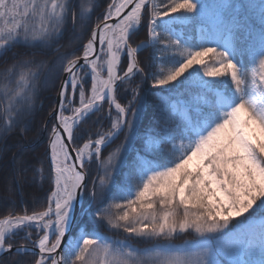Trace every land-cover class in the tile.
I'll return each mask as SVG.
<instances>
[{"label":"snow or ice","instance_id":"snow-or-ice-1","mask_svg":"<svg viewBox=\"0 0 264 264\" xmlns=\"http://www.w3.org/2000/svg\"><path fill=\"white\" fill-rule=\"evenodd\" d=\"M97 6L82 0L77 14L73 0H0V56L21 46L44 55L70 16L69 47L79 43L75 34L87 28ZM256 7L222 2L209 13L200 0H110L79 55H59L51 64L36 52L14 57L0 71V140L17 127L27 131L45 70V80L63 79L49 114L46 203L0 218V258H16L14 264H264V0L258 23L248 11ZM184 24L198 30L197 43L177 31ZM142 25L146 39L133 45ZM144 49L159 64L150 76L138 62ZM137 76L141 83L133 87ZM148 79L153 89L195 85V107L161 95L149 114L148 97L155 94L141 90ZM122 86L130 93L126 103L117 97ZM104 102L110 127L70 148ZM121 135L102 159V148ZM12 159L7 196L27 183L21 159ZM93 160L99 168L89 188L86 168ZM120 167L127 168L122 187L113 180ZM102 227L126 235L112 240L100 234ZM185 234L195 238L173 243Z\"/></svg>","mask_w":264,"mask_h":264},{"label":"trees","instance_id":"trees-1","mask_svg":"<svg viewBox=\"0 0 264 264\" xmlns=\"http://www.w3.org/2000/svg\"><path fill=\"white\" fill-rule=\"evenodd\" d=\"M82 0H73V4L75 5V11L77 14L80 11L79 5ZM83 2H87V0H83ZM110 0H94V3L98 5L94 8L91 14V20L88 23L87 28L83 31V33L77 32L75 35L81 36V41L79 43L74 44L69 47V41L74 39L73 34L71 32V16L69 17L67 28L64 31L63 36L53 45L52 49L47 50L44 55H39L41 52L40 49H27L24 47H17L12 49L7 55L0 56V71L7 64H11L13 62L14 57H19L24 54H30L32 52H36L37 59H44L51 62L55 61L59 55H70L75 52L77 55L82 51V44L86 42L88 37L90 36L91 28L98 21V17H102L107 4ZM161 2V1H160ZM163 2H167L163 1ZM211 3L212 7L208 9L209 13L214 10V5L212 0H201V3ZM241 4L245 5H255L257 6L255 10L249 8V14L253 19L258 21V3H250L249 0H241ZM147 19V17H146ZM146 39V26L142 25L138 35L133 40V45L139 44L141 41ZM59 48V52L56 49ZM139 64L148 70V75L150 76L152 72L155 71V65L152 61V57L150 56V50L144 49L138 55ZM127 60L124 57L123 62L121 64V70L123 71L126 68ZM41 74L40 80L37 82V91L34 99V110L33 113L28 116L25 120L27 123V131L21 133L20 127H17L15 131H13L6 140H0V218L7 215L9 212L14 214H21L25 210L29 213L32 212L33 209H39L42 203H46L47 194L51 188V172L50 166L47 160V141L48 135L50 131V127L52 125V121L48 124L44 136H43V125L48 117V115L52 112L55 106V96L58 91V87L62 78V74L58 76H53L45 80V74ZM141 83V78L137 76L134 79L132 86L135 84ZM90 86V82H89ZM145 88H150L149 93H154L155 95H150L148 97L147 110L149 114L153 111V104L156 102L157 98L161 95L166 97H170L173 100V95L175 93V89L171 92L163 89H153L151 88V80L141 84V90ZM194 94L199 92L197 87L188 88ZM130 93L120 91L117 94L118 99L122 103L127 102V98ZM198 95V94H196ZM77 96V94H76ZM76 99V98H75ZM114 115V113L112 112ZM146 122V121H145ZM110 127V121L108 119V112L102 109L100 113L91 116V118L87 121V123L80 125V131L75 135V139L72 147L80 146L85 139L88 138V135L91 134L94 139L97 136V133L106 131ZM124 139L123 135H121L117 142L116 146L121 143ZM18 144H23L25 146L23 152L21 149L17 147ZM111 145V144H110ZM109 146L105 147L102 152L101 158L103 159L109 153ZM19 157L23 164V177L27 181L22 187V192H18L16 190L10 196H7L4 192V181L7 178H10L12 175L13 169V155ZM98 164L96 161L93 162L90 166L86 168L87 171V185L89 188L92 185V181L96 178L98 173ZM38 169H42V172H38ZM127 172L126 167H120L117 171L113 173V180L116 185L119 187L124 186V178ZM87 198V192L86 196ZM264 216V214H262ZM261 217H258V219ZM100 234H107L112 239H122L126 234L120 232L118 235L115 230H108L106 227H102L99 229ZM195 237L192 234H185L182 239L175 240L173 243L182 244L184 239H194ZM21 241L17 238L14 243L19 244ZM136 247L143 248L145 245L143 244H134ZM6 261V264H14L16 258L9 259L7 256L1 258ZM30 259V258H27Z\"/></svg>","mask_w":264,"mask_h":264},{"label":"rangeland","instance_id":"rangeland-1","mask_svg":"<svg viewBox=\"0 0 264 264\" xmlns=\"http://www.w3.org/2000/svg\"><path fill=\"white\" fill-rule=\"evenodd\" d=\"M163 2V1H166V0H156V2ZM201 2V0H200ZM232 3V4H236L237 7H239V5L242 3L241 0H212V3L213 5H217V4H220V3ZM250 3L254 2V3H260V0H249ZM204 5L207 6V11L208 9H210L212 7L211 3L209 2H206V3H203ZM209 12V11H208ZM173 15H181V13H175ZM177 31L185 36L190 42L192 43H197L200 39V34L198 32V30L196 28H194L193 26L191 25H188V24H184V25H180L178 26L177 28ZM150 50V56L152 57V49H149ZM154 65H155V71H158V67H159V64L157 61H154L152 59ZM194 67H199L198 65H194ZM122 71V70H121ZM185 75H187V73H185ZM181 80L183 79V77L180 78ZM207 79V78H205ZM90 82V81H89ZM173 84H178V82H173ZM125 87L127 86H122L121 88L118 89L117 91V94L122 91V92H125ZM191 87H196L195 85H191V86H188V85H185V86H178L176 88H173V85H168V86H165V87H162V88H158V89H163V90H167L169 88H173V90L175 89V93H174V97H173V101H180L181 103H187L193 107H195L196 105V97L198 93L194 94L191 90H189L188 88H191ZM149 91L150 88H145ZM144 90V89H143ZM74 104L76 106L79 105V94L77 92V96H76V99L74 101ZM102 109L106 110V112H108V108H107V105L104 104ZM111 111L114 113L115 115V108H112ZM66 114L70 115L71 112L70 110L66 111ZM52 126V125H51ZM51 129V127H50ZM96 138V137H95ZM94 138V139H95ZM118 139H116L114 142L111 143V145H109L108 149H109V152H111L115 147H116V142H117ZM47 146H48V141H47ZM107 147V146H105ZM105 147L102 148V152L103 150L105 149ZM47 160H48V154H47ZM95 160L92 161L91 164H93ZM49 163V161H48ZM49 166H50V163H49ZM86 184H87V177H86ZM85 196H86V192H85ZM103 236H106L108 237L109 239H112L110 236H108L107 234H101ZM112 240H115V239H112ZM254 259H258V256L257 257H254Z\"/></svg>","mask_w":264,"mask_h":264},{"label":"water","instance_id":"water-1","mask_svg":"<svg viewBox=\"0 0 264 264\" xmlns=\"http://www.w3.org/2000/svg\"><path fill=\"white\" fill-rule=\"evenodd\" d=\"M110 22H114V21H110ZM81 63H82V61H81ZM62 79H63V75H62L61 80H62ZM60 85H61V81H60V84H59L58 89L60 88ZM57 92H58V91H57ZM57 104H58V95L56 94V96H55V106H54V108L57 106ZM104 104L107 105V108H108V110H109V105H108V103H107V102H104ZM104 104H103V105H104ZM113 108H114V107H113ZM52 111H53V110H52ZM51 121L53 122L51 116L48 115V117H47V119H46V121H45V123H47V126H48V124H49ZM45 132H46V130H43V136H44ZM69 147H70V148H73L72 145H69ZM71 155H72V156H75V152H71ZM48 161H49V163H50V158H49V156H48ZM85 183H86V180H85ZM79 207H80V204L77 203V210H79ZM0 259H1V258H0Z\"/></svg>","mask_w":264,"mask_h":264}]
</instances>
